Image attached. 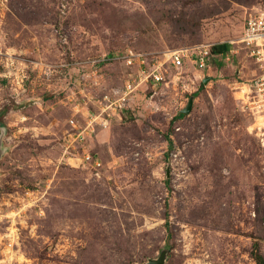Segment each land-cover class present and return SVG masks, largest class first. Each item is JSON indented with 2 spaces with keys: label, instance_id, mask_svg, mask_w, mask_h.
Segmentation results:
<instances>
[{
  "label": "rangeland",
  "instance_id": "1",
  "mask_svg": "<svg viewBox=\"0 0 264 264\" xmlns=\"http://www.w3.org/2000/svg\"><path fill=\"white\" fill-rule=\"evenodd\" d=\"M262 9L0 0V264H264V106L248 89L262 71L237 42ZM218 43L235 54L203 70L170 58ZM129 50L162 63L164 79L71 138V119L87 127L97 101L136 78L114 58Z\"/></svg>",
  "mask_w": 264,
  "mask_h": 264
},
{
  "label": "built area",
  "instance_id": "2",
  "mask_svg": "<svg viewBox=\"0 0 264 264\" xmlns=\"http://www.w3.org/2000/svg\"><path fill=\"white\" fill-rule=\"evenodd\" d=\"M248 51L249 55L255 60L261 74L254 80L253 86L248 85L250 92H255V99L252 100L259 107L264 106V9L257 13L249 15L245 19L241 37L237 40ZM231 54H235V50L230 48L227 55L223 53L215 54L212 50V45H196L191 48L177 49L171 52L170 58L176 67L184 64L185 59H188L200 69H205L210 66V59L213 56H218L229 60ZM107 55L101 59L93 60V64L101 63L108 60ZM115 59H121L128 67L137 65L136 78L128 79L123 87L113 88L110 96L98 100L99 114L93 115L88 126L85 128L78 127L74 119L70 120L73 132L70 133L71 138L83 141L85 131L93 132V123L97 122L102 126L110 123L112 116L122 112L131 99V96L137 88L143 83L158 84L164 79V71L162 63H157L151 60L145 53L129 50L127 53L114 55ZM130 75H132L130 73ZM156 93V92H154ZM250 98V97H249ZM120 115V114H119ZM78 130V131H77ZM89 158V157H88Z\"/></svg>",
  "mask_w": 264,
  "mask_h": 264
},
{
  "label": "water",
  "instance_id": "3",
  "mask_svg": "<svg viewBox=\"0 0 264 264\" xmlns=\"http://www.w3.org/2000/svg\"><path fill=\"white\" fill-rule=\"evenodd\" d=\"M211 80V77H205L203 83L207 84ZM192 100L189 102L188 106L182 110L183 113H189L192 109ZM2 135H0V154L2 151ZM148 264H164V254H162L158 259H151Z\"/></svg>",
  "mask_w": 264,
  "mask_h": 264
},
{
  "label": "trees",
  "instance_id": "4",
  "mask_svg": "<svg viewBox=\"0 0 264 264\" xmlns=\"http://www.w3.org/2000/svg\"><path fill=\"white\" fill-rule=\"evenodd\" d=\"M231 45L229 43H218L212 46V50L213 53L215 54H219V53H223V55H227L230 51ZM204 85V83L202 84V86ZM181 116L184 115V113L180 114ZM258 260H263L261 259L260 256H258Z\"/></svg>",
  "mask_w": 264,
  "mask_h": 264
}]
</instances>
